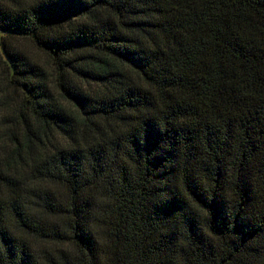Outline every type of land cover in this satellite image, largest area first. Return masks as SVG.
Segmentation results:
<instances>
[{
    "label": "trees",
    "instance_id": "obj_1",
    "mask_svg": "<svg viewBox=\"0 0 264 264\" xmlns=\"http://www.w3.org/2000/svg\"><path fill=\"white\" fill-rule=\"evenodd\" d=\"M0 264H264V0H0Z\"/></svg>",
    "mask_w": 264,
    "mask_h": 264
},
{
    "label": "rangeland",
    "instance_id": "obj_2",
    "mask_svg": "<svg viewBox=\"0 0 264 264\" xmlns=\"http://www.w3.org/2000/svg\"><path fill=\"white\" fill-rule=\"evenodd\" d=\"M22 48L29 55H32V54L34 55L35 53L34 48L30 44H23Z\"/></svg>",
    "mask_w": 264,
    "mask_h": 264
}]
</instances>
